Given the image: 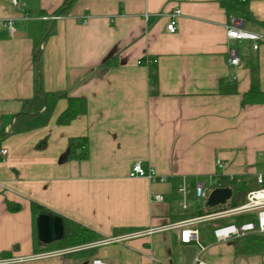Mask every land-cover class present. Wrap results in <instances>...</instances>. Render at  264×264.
<instances>
[{"label":"crops","instance_id":"obj_1","mask_svg":"<svg viewBox=\"0 0 264 264\" xmlns=\"http://www.w3.org/2000/svg\"><path fill=\"white\" fill-rule=\"evenodd\" d=\"M16 1L18 6L0 0V133H6L0 136V150L6 149L0 154V258L60 250H36L44 243L33 241L32 201L96 231L100 240L204 214L206 197H195L197 183L206 190L231 184L242 194L256 187V175L264 174V104L242 105V96L250 88L252 61L264 91V42L253 50L250 40L228 39L226 27L237 19L245 30L259 32L264 0H76L57 20L41 17L55 14L63 0ZM175 7L181 14L176 32L169 33L167 13ZM37 47L44 90L84 97L86 112L58 124L63 98L45 124L11 132L22 100L33 94ZM230 48L237 50L238 65L229 62ZM220 82L235 91L221 92ZM76 136L87 138L88 157L63 161ZM135 162L153 178L130 176ZM157 193L161 201L153 199ZM9 204L19 209L10 211ZM241 215L196 224L205 262L264 264V254L235 255L233 240L212 236L216 224L240 222ZM187 245L195 242L182 243L178 229H163L94 245L87 258L65 253L6 264L92 258L184 264Z\"/></svg>","mask_w":264,"mask_h":264},{"label":"trees","instance_id":"obj_2","mask_svg":"<svg viewBox=\"0 0 264 264\" xmlns=\"http://www.w3.org/2000/svg\"><path fill=\"white\" fill-rule=\"evenodd\" d=\"M76 0H63L60 8L55 11L57 15H67ZM223 5V2L221 1ZM32 64L34 67V86L33 94L30 98L22 100V108L14 119L11 126V132L28 130L42 124H45L49 119L56 102L60 99H66V108L58 115V124H68L78 115L86 112V99L81 96H70L65 90L47 91L42 87V54L40 48L32 50ZM251 83L250 88L242 96V105L245 104H264V91L258 85V67L256 61L250 64ZM220 91L223 93L234 92L233 84H224L220 82ZM6 133H0V136H5ZM88 140L84 136L71 137L68 140L67 148L61 155L63 161L66 160H83L88 157ZM219 187H231L233 194L228 202L229 206H236L244 199V194L239 193L235 186L231 184L221 183ZM241 194V197H240ZM243 195V198H242ZM33 220V241L36 246L41 245L37 237L36 217L39 214L58 215L62 219L63 234L60 239L44 244L42 248L36 247L37 251H46L54 248H63L89 243L101 238L94 230L81 225L80 223L71 220L65 216L50 210L46 206L32 201L30 204ZM10 211L19 209L17 204H9ZM204 213L212 210L203 208ZM234 253L238 256H253L264 254V233H252L233 240ZM93 250L71 251L67 255L70 257L87 258L92 254Z\"/></svg>","mask_w":264,"mask_h":264},{"label":"built area","instance_id":"obj_3","mask_svg":"<svg viewBox=\"0 0 264 264\" xmlns=\"http://www.w3.org/2000/svg\"><path fill=\"white\" fill-rule=\"evenodd\" d=\"M12 4L18 6L16 0H11ZM181 14V10L177 7L171 9L167 13V24L166 29L169 33H174L177 30V20ZM60 18V15L53 14L49 16H43V20H57ZM7 28L12 31V21L8 20L6 22ZM226 36L228 39L232 40H250L251 47L253 50H256L260 42H264V27L261 28L259 32L247 31L242 27V24L239 20L233 19L232 23L226 27ZM229 62L233 65H238L239 58L237 50L235 48L228 49ZM141 63V61H138ZM146 62H156L155 59H148ZM6 149H1L0 154L4 155ZM218 166H221V163H217ZM130 176H147L153 178L154 172L152 170H146L142 167L140 162H135L130 167L129 171ZM164 178L160 177L159 181H163ZM256 187L246 191L244 194L243 201L236 206H229L228 203L212 208L211 211L191 217L188 219H183L180 221H175L168 223L166 225H161L158 227H148L145 229L132 231L122 235H113L104 237L98 241L85 243L76 247L60 249L55 251L42 252L30 257H5L0 258V264H6L14 261H22L29 258L45 257L50 255H61L75 250H83L94 245L108 244L113 242H121L135 237L149 236L155 232L161 231L163 229H178L180 232V241L182 243L195 242L196 252L193 256L191 264H208L201 258V253L205 250V246L199 242L198 239V229L196 228L197 223L208 222L214 220H220L233 215L240 214H251L254 217V220H246L238 223H219L216 224L212 229V236L216 242H225L234 240L235 238L242 237L252 233H264V174L259 173L256 175ZM179 192L185 194L187 192V185L184 183L179 187ZM210 191L206 190L204 186L200 183H197L195 187V197L198 199L205 198L207 193ZM153 199L156 201H161L163 199L161 194H154ZM229 202V201H228ZM182 207L186 208L187 203L185 200H182ZM86 264H109L105 261H102L98 258H92Z\"/></svg>","mask_w":264,"mask_h":264},{"label":"water","instance_id":"obj_4","mask_svg":"<svg viewBox=\"0 0 264 264\" xmlns=\"http://www.w3.org/2000/svg\"><path fill=\"white\" fill-rule=\"evenodd\" d=\"M232 194L233 189L231 187H215L207 193L203 201V206L211 209L223 205L231 199ZM36 229L40 242L47 244L51 241L58 240L63 234L62 219L58 215L39 214L36 217ZM195 252V245H187L184 247V264H191ZM86 262L81 264H86Z\"/></svg>","mask_w":264,"mask_h":264},{"label":"rangeland","instance_id":"obj_5","mask_svg":"<svg viewBox=\"0 0 264 264\" xmlns=\"http://www.w3.org/2000/svg\"><path fill=\"white\" fill-rule=\"evenodd\" d=\"M240 186H242V185L240 184ZM243 189H244V186L240 187V190H243ZM196 209H199V210L201 209L200 204L197 205ZM179 210L182 211L183 209L181 207H179ZM199 210H197L195 212V214L201 213L200 212L201 210L200 211ZM239 218L240 219H238V220H240V222L243 221V220H245V221L246 220H254V217L251 216L250 214H243ZM227 220L230 221V222H236V223H238L237 220L236 219H233V218H228ZM80 245H82V244H80ZM76 246H79V245H76ZM76 246L63 247V248H59V249H66V248H71V247H76ZM75 251H80V250H75Z\"/></svg>","mask_w":264,"mask_h":264}]
</instances>
